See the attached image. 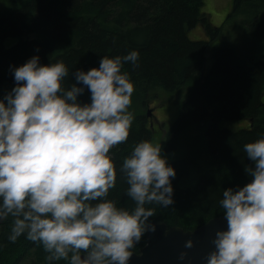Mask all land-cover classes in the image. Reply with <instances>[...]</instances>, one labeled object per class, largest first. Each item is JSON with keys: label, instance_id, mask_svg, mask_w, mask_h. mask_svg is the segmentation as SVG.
Wrapping results in <instances>:
<instances>
[{"label": "trees", "instance_id": "16d2710c", "mask_svg": "<svg viewBox=\"0 0 264 264\" xmlns=\"http://www.w3.org/2000/svg\"><path fill=\"white\" fill-rule=\"evenodd\" d=\"M9 1L0 12L3 96L17 83L12 67L38 55L41 64L63 61L69 74L62 86L70 88L75 83L84 87L78 101L90 103L87 86L75 79L77 69L88 71L99 67L102 56L123 57L137 50V62H125L121 69L134 84L129 105L134 119L127 140L109 151L116 186L107 199L117 207H135L127 195L121 166L137 143L152 141V120L143 110L158 90L176 93L188 86L179 113L160 142L162 155L175 154L167 162L176 171L171 178L174 203L167 207L146 203L155 212L148 218L149 224L159 221L167 228L187 231L225 216L219 203L223 190H238L252 179L245 168L254 163L243 146L264 137V0H233L228 14V19L241 18L259 46L256 54L247 56H240L230 44H213L220 28L202 13L203 0ZM197 25L209 35L207 40L188 38V30ZM8 39L17 41L7 47ZM209 51L212 63L207 68ZM242 120L247 121L244 128L228 127V123ZM12 219L0 220V264H49L48 253L39 242L24 235L9 241ZM145 233L132 252L138 253L145 245ZM50 264H69V260L61 258Z\"/></svg>", "mask_w": 264, "mask_h": 264}, {"label": "clouds", "instance_id": "9594fccd", "mask_svg": "<svg viewBox=\"0 0 264 264\" xmlns=\"http://www.w3.org/2000/svg\"><path fill=\"white\" fill-rule=\"evenodd\" d=\"M138 56L137 50L105 55L99 67L77 69L76 81L91 93V102L83 104L78 95L84 87L62 86L69 74L63 61L41 64L33 55L12 67L17 83L0 99V220L11 216L9 241L24 235L39 242L49 264L61 258L128 264L155 215L145 204L174 203L175 168L161 144L148 140L137 143L121 166L135 207L107 199L116 186L109 151L127 140L134 119V84L121 69ZM243 147L254 163L245 168L252 179L238 190H223L219 203L228 227L216 232L206 264H264V137Z\"/></svg>", "mask_w": 264, "mask_h": 264}, {"label": "rangeland", "instance_id": "374dc122", "mask_svg": "<svg viewBox=\"0 0 264 264\" xmlns=\"http://www.w3.org/2000/svg\"><path fill=\"white\" fill-rule=\"evenodd\" d=\"M233 0H203L202 13L208 15L211 24L220 28V34L217 40L213 44L224 43L234 46L240 56H247V54H256L259 50L257 42L253 39L246 28L242 25L240 17H232L228 19V14L232 9ZM9 0H0V12L5 11L8 7ZM188 38L190 40H207L209 35L205 30L197 25L194 28L188 30ZM35 35H31L34 37ZM17 39H8L5 41V46H11L16 43ZM206 66L211 65L212 59L210 57V51L207 52ZM188 87V86H187ZM187 87L176 93H166L165 91L158 90L155 96L149 98V104L145 108L146 113L151 112L150 119L152 120V128L154 130L152 143L160 144L165 133L170 128L174 120L176 119L180 107L184 100V94ZM0 91V95L3 99V94ZM224 124V123H223ZM228 127L231 129L244 128L247 125L246 120L239 122H232ZM166 157L167 162L174 159V153L163 154Z\"/></svg>", "mask_w": 264, "mask_h": 264}, {"label": "water", "instance_id": "95a60500", "mask_svg": "<svg viewBox=\"0 0 264 264\" xmlns=\"http://www.w3.org/2000/svg\"><path fill=\"white\" fill-rule=\"evenodd\" d=\"M150 114L147 113L149 117ZM151 225L155 226L154 230ZM227 227L225 216L212 218L187 231L177 226L167 228L163 222H152L145 233V245L138 253L132 252L128 264H206L208 253L215 248L213 239L216 232ZM188 240L193 242L191 247H186ZM181 253H184L183 259L180 258Z\"/></svg>", "mask_w": 264, "mask_h": 264}]
</instances>
